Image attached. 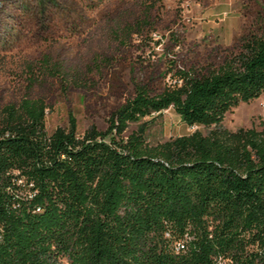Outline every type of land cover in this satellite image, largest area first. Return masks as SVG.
<instances>
[{
	"label": "trees",
	"instance_id": "1",
	"mask_svg": "<svg viewBox=\"0 0 264 264\" xmlns=\"http://www.w3.org/2000/svg\"><path fill=\"white\" fill-rule=\"evenodd\" d=\"M178 80L135 87L105 132L80 138L70 114L47 134L39 99L0 110V264H264V129L221 125L264 92V27ZM168 108L206 132L150 146L139 126L118 139Z\"/></svg>",
	"mask_w": 264,
	"mask_h": 264
},
{
	"label": "rangeland",
	"instance_id": "2",
	"mask_svg": "<svg viewBox=\"0 0 264 264\" xmlns=\"http://www.w3.org/2000/svg\"><path fill=\"white\" fill-rule=\"evenodd\" d=\"M263 27L264 0H0V110L39 99L47 134L66 129L68 114L78 138L90 127L105 132L135 87L155 95L180 84V72H212ZM221 125L264 129V92L226 111ZM139 126L150 146L206 132L168 108L118 139Z\"/></svg>",
	"mask_w": 264,
	"mask_h": 264
},
{
	"label": "built area",
	"instance_id": "3",
	"mask_svg": "<svg viewBox=\"0 0 264 264\" xmlns=\"http://www.w3.org/2000/svg\"><path fill=\"white\" fill-rule=\"evenodd\" d=\"M3 135H5L6 136V133H4ZM29 196V195H28Z\"/></svg>",
	"mask_w": 264,
	"mask_h": 264
}]
</instances>
